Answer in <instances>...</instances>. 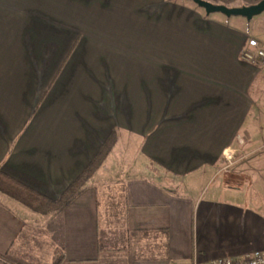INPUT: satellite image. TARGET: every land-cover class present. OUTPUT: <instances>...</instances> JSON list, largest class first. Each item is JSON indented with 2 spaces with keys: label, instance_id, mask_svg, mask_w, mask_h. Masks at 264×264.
Wrapping results in <instances>:
<instances>
[{
  "label": "crops",
  "instance_id": "0c3cea01",
  "mask_svg": "<svg viewBox=\"0 0 264 264\" xmlns=\"http://www.w3.org/2000/svg\"><path fill=\"white\" fill-rule=\"evenodd\" d=\"M190 2L0 0V172L58 199L115 128L139 142L146 166L109 156L54 216L0 191V264H210L264 252V144L253 140L264 130L249 131L264 72L241 58L255 37L241 17ZM109 21L121 29L100 34Z\"/></svg>",
  "mask_w": 264,
  "mask_h": 264
},
{
  "label": "trees",
  "instance_id": "16d2710c",
  "mask_svg": "<svg viewBox=\"0 0 264 264\" xmlns=\"http://www.w3.org/2000/svg\"><path fill=\"white\" fill-rule=\"evenodd\" d=\"M215 3L224 5H231L236 2H240L241 5H252L260 2L261 0H211ZM79 41L77 40L72 49L76 48ZM69 54V56H70ZM68 56V57H69ZM65 64V63H64ZM64 64L60 68L56 77L52 81L50 88L53 86L58 75L60 74ZM39 106H36L34 113L37 111ZM120 138L119 129L115 128L110 132L104 143L89 162L83 172L65 189L58 199H51L48 196L37 192L33 188L19 182L15 178L0 172V191L12 198L13 200L22 203L33 212L42 215H55L62 212L67 208L80 194H82L89 186L91 179L98 172V170L105 164L107 158L113 152V149L117 145Z\"/></svg>",
  "mask_w": 264,
  "mask_h": 264
},
{
  "label": "rangeland",
  "instance_id": "374dc122",
  "mask_svg": "<svg viewBox=\"0 0 264 264\" xmlns=\"http://www.w3.org/2000/svg\"><path fill=\"white\" fill-rule=\"evenodd\" d=\"M111 1V0H110ZM192 4H194V2H190ZM196 5V4H194ZM215 15H217L218 17H225V15H223L222 13H215ZM234 19H237L236 17H233ZM246 21L247 23V27L246 30L248 31L249 36H254L257 40H259V42L261 43L262 46H264V12L258 16H255L251 21H247L245 18H242ZM102 21V19H100ZM113 21H109L108 24L104 25H100L99 27L103 30V27H105V29L107 30H103L100 34H104V33H116L115 31H119L121 29V25L119 24H115L112 23ZM86 27V26H85ZM84 26H80V27H76L75 29L80 31V34H82V36H88V35H92L94 33H89L87 31V29ZM71 33V32H69ZM95 36V35H94ZM101 38H103L102 36H100ZM80 42V39L78 40ZM263 42V43H262ZM37 44H39V42H37ZM79 44V43H78ZM77 44V46H78ZM55 44L49 45V57H48V66L50 67L53 63V58L55 57ZM76 46V47H77ZM59 48V47H58ZM58 50V49H57ZM75 50V49H74ZM51 51V53H50ZM51 54V55H50ZM55 59V58H54ZM53 60V61H52ZM52 61V62H50ZM260 66V65H259ZM261 70L264 72V66L260 67ZM261 101H259L256 105L255 111H256V119L255 121L251 122L249 125V131H254L259 133L260 130H264V90L262 92V94L260 95ZM119 129V128H118ZM120 133V130H119ZM121 136V134H120ZM256 136H259V134H256ZM120 140V138H119ZM254 144H264V136L263 137H254ZM104 143V142H103ZM139 142H136L135 139L132 138H122V141H118L116 147L114 148L112 154L110 155V158L108 159V164L115 162L114 158L118 157L119 161L121 164H123L121 167L123 166H127V167H131L130 169H132V167L134 168V166L138 169H143L145 164L141 161L140 159H138V154L136 152L137 148H138ZM229 151V155L228 157L224 155V162L221 163V165L218 167V169H220L219 173L223 174V173H228L231 169V165L233 164V154L230 150ZM231 153V155H230ZM114 160V161H113ZM107 161V160H106ZM118 162V161H117ZM115 162V164L118 165V167H120L119 162L117 163ZM106 163V162H105ZM140 166V167H139ZM113 179V177H112ZM163 179H166L168 181L172 180L175 181V177L171 176V175H167L166 173L163 174ZM108 182V181H107ZM106 182V183H107ZM114 184V183H113ZM177 186V185H176ZM176 186H171L173 188H177ZM112 183L109 182L106 185H103L102 187H100L99 189V193L101 194L103 193H107V192H112ZM102 213V210H101Z\"/></svg>",
  "mask_w": 264,
  "mask_h": 264
},
{
  "label": "built area",
  "instance_id": "2783aa9c",
  "mask_svg": "<svg viewBox=\"0 0 264 264\" xmlns=\"http://www.w3.org/2000/svg\"><path fill=\"white\" fill-rule=\"evenodd\" d=\"M241 58L247 63L264 66V46L256 38H249L241 51ZM228 153L227 150L225 156L228 157ZM210 264H264V252L257 250L238 257H222Z\"/></svg>",
  "mask_w": 264,
  "mask_h": 264
},
{
  "label": "water",
  "instance_id": "95a60500",
  "mask_svg": "<svg viewBox=\"0 0 264 264\" xmlns=\"http://www.w3.org/2000/svg\"><path fill=\"white\" fill-rule=\"evenodd\" d=\"M194 2L200 8L210 15L214 13H222L226 17H241L247 21H251L255 16L264 12V0L252 5L243 6H229L224 4H217L208 0H188Z\"/></svg>",
  "mask_w": 264,
  "mask_h": 264
}]
</instances>
